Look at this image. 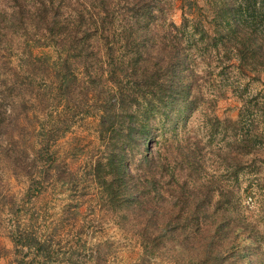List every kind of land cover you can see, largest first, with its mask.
I'll list each match as a JSON object with an SVG mask.
<instances>
[{"label":"trees","instance_id":"obj_1","mask_svg":"<svg viewBox=\"0 0 264 264\" xmlns=\"http://www.w3.org/2000/svg\"><path fill=\"white\" fill-rule=\"evenodd\" d=\"M0 35L10 74L1 70L13 78L1 81L0 116L11 98L7 115L23 124L39 109L96 118L109 153L95 170L105 188L98 209L138 237L139 264L165 243L190 254L191 264H252L257 236L240 181L264 182V101H245L234 83L215 90L212 64L232 76H264V0H0ZM37 76L45 87L36 86ZM229 94L236 119L216 113ZM197 114L202 135L186 138ZM162 140L170 143L165 161L152 146ZM205 148L215 152L212 176ZM67 209L80 213L79 204ZM6 221L0 218L12 244L8 264H47L57 254L38 225L12 231Z\"/></svg>","mask_w":264,"mask_h":264},{"label":"rangeland","instance_id":"obj_2","mask_svg":"<svg viewBox=\"0 0 264 264\" xmlns=\"http://www.w3.org/2000/svg\"><path fill=\"white\" fill-rule=\"evenodd\" d=\"M173 20L178 22L177 15ZM38 50L49 55L52 53L50 48ZM8 53L12 63L9 66L16 74L19 70L17 55L14 51ZM3 63L5 61L1 58L0 100H3L5 90L1 81L10 74V69L6 70ZM212 65L216 68L213 76L215 90L220 91L226 85L233 88L234 83L239 85L234 91L242 94L245 101H264V76L258 78L257 75H242L236 71L232 76ZM8 80L13 78L9 77ZM36 86L45 87L43 77H36ZM229 95L218 103L216 113L221 118L236 119L237 101ZM6 103V116H0V218L10 220L7 226L12 231L19 223L38 225L42 239L51 241L57 250L47 264H139L143 252L138 237L129 233L122 223L119 226L120 223L116 222L109 210L98 209L100 192L105 188L97 184L96 169L97 165L105 167L108 164L109 153L99 141L96 118L86 116L82 120L83 114L78 112L72 120L71 109H39L32 110L36 117H30L23 124L19 118L8 117V111L14 104L11 98ZM0 104L4 103L0 101ZM65 119H69L68 122H64ZM200 123L198 114L192 116L188 129L191 133L186 138L194 134L202 135ZM50 133L55 140H51ZM46 141L52 143L45 148L43 143ZM160 143V146H155V143L152 146L154 152L159 151L160 161H165L164 158L168 156L165 148L170 143L166 144L164 140ZM205 143L203 140L201 145ZM205 150L208 154L211 151L205 159L207 173L212 176L215 152L209 148ZM36 185H39L38 192L34 190ZM240 193H244L241 199L243 210L254 225L257 236L251 250V263L264 264V182L241 178ZM11 197L18 203L12 208L15 216L10 213ZM76 204L80 205L79 215L73 216L71 211L67 213V208ZM11 249L7 233L0 229V264H8L11 260ZM151 253L150 263L147 264H191L192 261L190 254H176L170 243L155 246ZM230 264L238 263L231 261Z\"/></svg>","mask_w":264,"mask_h":264}]
</instances>
